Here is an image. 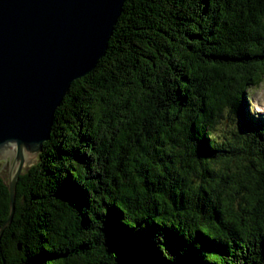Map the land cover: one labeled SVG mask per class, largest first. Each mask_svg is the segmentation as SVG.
<instances>
[{"label": "trees", "instance_id": "16d2710c", "mask_svg": "<svg viewBox=\"0 0 264 264\" xmlns=\"http://www.w3.org/2000/svg\"><path fill=\"white\" fill-rule=\"evenodd\" d=\"M263 74L264 0H126L11 218L0 177V264H264Z\"/></svg>", "mask_w": 264, "mask_h": 264}, {"label": "water", "instance_id": "95a60500", "mask_svg": "<svg viewBox=\"0 0 264 264\" xmlns=\"http://www.w3.org/2000/svg\"><path fill=\"white\" fill-rule=\"evenodd\" d=\"M125 1L0 0V159L11 161L9 218L22 166L37 160L70 83L104 55Z\"/></svg>", "mask_w": 264, "mask_h": 264}, {"label": "rangeland", "instance_id": "374dc122", "mask_svg": "<svg viewBox=\"0 0 264 264\" xmlns=\"http://www.w3.org/2000/svg\"><path fill=\"white\" fill-rule=\"evenodd\" d=\"M245 92L247 94V98H245L246 110H248L252 116L260 117L264 119V74L258 84H255L254 86H250L247 90H245ZM224 123L222 122L216 125L217 129L214 130L216 134L217 133L222 134L223 132H226L229 126L231 128L236 127L239 124V115H235L231 123L227 121H225ZM8 160H9V156H6V159H0V177L5 179L6 181L8 178ZM35 162L36 161L30 163L29 165L26 164L25 162L24 165L22 166L21 171H25ZM4 163L5 166L3 169L1 167L3 166ZM10 163L11 161L9 160V164Z\"/></svg>", "mask_w": 264, "mask_h": 264}]
</instances>
